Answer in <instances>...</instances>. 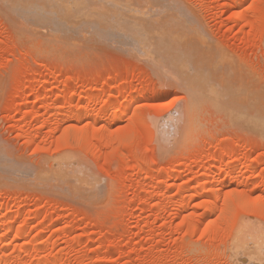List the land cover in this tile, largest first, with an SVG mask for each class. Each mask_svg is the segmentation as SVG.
<instances>
[{
	"label": "rangeland",
	"instance_id": "rangeland-1",
	"mask_svg": "<svg viewBox=\"0 0 264 264\" xmlns=\"http://www.w3.org/2000/svg\"><path fill=\"white\" fill-rule=\"evenodd\" d=\"M10 1L0 264H237L241 242L264 257V0H67L60 17L44 0L53 19Z\"/></svg>",
	"mask_w": 264,
	"mask_h": 264
},
{
	"label": "bare ground",
	"instance_id": "bare-ground-1",
	"mask_svg": "<svg viewBox=\"0 0 264 264\" xmlns=\"http://www.w3.org/2000/svg\"><path fill=\"white\" fill-rule=\"evenodd\" d=\"M18 1V3H22V1L23 2H25L26 3V5H25V3L24 4H22V5H25L27 8H29V9H27L30 13H32V16L33 15H35V17H37V16H40V18H42V16H44V18H49V17H51L52 19H53V17H52V15H51V13H52V7H50V5L48 4L47 6H44V5H46L47 3H45V1L42 3V2H38V1H41V0H22V1H20V0H17ZM17 1H15V2H17ZM240 1L241 0H232V4H234V5H237V4H239L240 3ZM11 3H13L14 2V0H13V2H12V0L10 1ZM14 2V3H15ZM77 2V1H76ZM75 2V3H76ZM239 2V3H238ZM17 3V4H18ZM20 3V4H21ZM29 3V4H28ZM55 3V6H58L57 8L59 9V11L57 10V12L59 13V17L61 16V14L63 13V15H64V13H65V15H67V11H66V8L68 7L67 6V4L69 5V3H67V0H60V1H55L54 2ZM74 3V2H73ZM76 4H78V2L76 3ZM74 5V4H73ZM233 5V6H234ZM65 6H66V8H65ZM70 6H71V4H70ZM239 6V5H238ZM25 7V8H26ZM33 7H35V8H37V10H33L32 8ZM50 7V8H49ZM236 7V6H235ZM62 8L64 9L65 8V11L63 12V10H62ZM71 8H72V6H71ZM75 8V7H74ZM233 8V7H232ZM43 12V13H42ZM60 12H62L61 14H60ZM57 13V14H58ZM37 15V16H36ZM62 15V16H63ZM58 16H56V18L58 17ZM67 17V16H66ZM66 17H64V19L66 18ZM63 17H61V19L59 18V20H61V21H63V25H67V22H65V20L64 19H62ZM66 20H67V18H66ZM157 21V20H156ZM155 21V22H156ZM154 22V21H153ZM152 22V23H153ZM65 23V24H64ZM157 23V22H156ZM160 24V23H159ZM159 24H157V25H159ZM65 25V26H66ZM135 25V24H134ZM141 25V24H140ZM149 25V24H148ZM148 25H146V26H148ZM154 25H155V23L153 24V26L152 27H154ZM164 25V24H163ZM163 25H162V28H163ZM138 26V25H137ZM137 26H135L134 28V30L136 31V34H140V36L142 35V36H147L150 32L151 33H153L155 30L153 29V28H151V27H149L148 26V29L147 30H145L144 28L146 27L145 25V27L144 28H139V26L137 27ZM151 26V25H150ZM137 27V28H136ZM172 28V27H171ZM155 29H157V26H156V28ZM160 29H161V27H160ZM165 29V28H164ZM158 31H160L159 30V28H158ZM158 31H155V32H158ZM160 32H162V30L160 31ZM172 32V31H171ZM176 32V31H175ZM169 33V32H168ZM169 34H171V33H169ZM150 35H152V34H150ZM154 35V34H153ZM152 35V36H153ZM157 35V34H156ZM162 35H166L165 33H163ZM159 36H161L160 34H159ZM159 36H157V37H159ZM137 37H138V35H137ZM156 37V38H157ZM162 37V36H161ZM165 37V36H164ZM163 38V37H162ZM162 38H160V39H162ZM168 38V37H167ZM140 39V38H139ZM152 39H154V37L152 38ZM150 40V42H153V40ZM166 39V38H165ZM155 40V39H154ZM136 41V40H135ZM149 41V40H148ZM163 42H165L164 40H162ZM137 42V41H136ZM135 42V43H136ZM145 42V41H144ZM161 42V41H160ZM159 42V43H160ZM140 43V45H141V42H139ZM142 44H143V41H142ZM155 44H157V42L155 43ZM155 44L153 43V45H152V49L153 48H155V47H159V45H161L162 44V48H163V43H160V44H157L156 46H155ZM166 44V43H165ZM164 44V45H165ZM137 45V44H136ZM146 45V44H145ZM139 46V45H138ZM142 46V45H141ZM144 46V45H143ZM151 46V45H150ZM140 47V46H139ZM145 47V46H144ZM148 47V46H147ZM149 48V47H148ZM160 48H161V46H160ZM158 49V48H157ZM154 50V49H153ZM178 71H179V69H177ZM177 71V72H178ZM93 90H96V91H98V90H100V88L99 87H96V88H94ZM112 97V96H111ZM240 97V96H239ZM242 98V97H241ZM111 99H113V98H111ZM244 99H245V97H244ZM244 99H241V100H244ZM107 100V99H106ZM244 102H245V104H246V101H243V105L241 104V102H239L238 101V103H237V101H236V103L238 104H236V105H234V106H231L232 108H233V111L235 112L236 111V114L238 113L237 111H239V115L242 117V119H244V118H246L247 119V117H248V111H250V109L249 108H247L246 109V107H245V105H244ZM251 102H253V101H250L249 103H248V105L250 104V106H252V105H254V106H252V107H254L255 108V105H258V104H254V102H253V104H251ZM257 103V102H256ZM240 104V105H239ZM129 105H130V103H126V104H124L123 105V108H122V110L120 111V113L121 114H124L125 112H127V109H128V107H129ZM247 105V104H246ZM131 106V105H130ZM242 106H243V109H242ZM236 107V109H234ZM257 107V106H256ZM245 108V109H244ZM229 113V112H228ZM249 113H251V112H249ZM233 114V113H232ZM254 114V115H253ZM84 115H85V112H83V111H81V112H79V118H82V117H84ZM258 115V114H257ZM236 116V115H235ZM239 116V117H240ZM250 116V115H249ZM251 116H252V118L254 119V118H256V113H253L252 112V114H251ZM251 116H250V118H251ZM255 116V117H254ZM240 117V118H241ZM244 117V118H243ZM245 119L244 121H245V123H249V122H251L252 120L251 119ZM238 119V118H237ZM241 119V120H242ZM257 119V118H256ZM256 119H254L253 121H256ZM259 119V118H258ZM257 119V120H258ZM250 120V121H249ZM243 121V120H242ZM246 121H248V122H246ZM162 135H167V133L165 132V134H164V131H163V134ZM164 136H163V139H164ZM80 141H81V143L84 145V147H89V148H91V150L92 151H96V148H95V146L92 144V141L89 139V138H86L85 136H82L81 137V139H80ZM68 163V162H67ZM68 167V166H67ZM211 167V166H210ZM213 167V166H212ZM65 169V168H64ZM68 171V170H67ZM76 174V173H75ZM87 174V173H86ZM203 175V174H202ZM202 175H200L199 174V177L201 176L202 177ZM76 176V175H75ZM79 176V175H78ZM211 178V177H210ZM226 179H228V181L229 180H232V179H234L233 178V175L230 173V174H228V177L226 178ZM207 180V179H206ZM204 184H205V182H204ZM203 184V185H204ZM201 185V184H200ZM202 187H204V186H202ZM203 190H202V193H204L205 191H206V187H204V188H202ZM209 191V190H208ZM208 191H206V192H208ZM236 195L238 196V197H240V195H239V192L238 191H236ZM244 201V200H243ZM250 201V200H249ZM209 202V201H208ZM242 202V201H241ZM252 202V201H251ZM242 204V203H241ZM244 204H246V202L244 203ZM250 204V203H249ZM208 205V204H207ZM247 205H248V203H247ZM257 205V204H256ZM248 206H251V204L250 205H248ZM253 206V205H252ZM251 206V207H252ZM258 206V205H257ZM262 206V205H261ZM215 207V206H214ZM260 207V206H259ZM210 208V207H209ZM231 208V207H230ZM234 208V207H233ZM249 208V207H248ZM254 208V207H253ZM258 208V207H257ZM212 209H213V206H212ZM232 209V208H231ZM256 209V208H255ZM261 209V208H260ZM226 210V209H225ZM253 210V209H252ZM212 212H214L215 210L213 209V210H211ZM229 212V211H228ZM227 212V213H228ZM226 213V214H227ZM228 214H230V213H228ZM232 214V213H231ZM9 223V222H8ZM188 223H189V221H188ZM7 224V223H6ZM9 227H11V225H8ZM8 227V228H9ZM192 227V226H191ZM10 231V230H9ZM9 233V232H8ZM20 233V232H19ZM23 234V233H22ZM8 235H10V234H8ZM8 235H4L6 238H7V236ZM15 237V236H14ZM19 237V236H18ZM9 238V237H8ZM33 242H35V241H33ZM242 243V242H241ZM241 243H237L236 245H235V251H232L231 253L233 254V255H231V257H234L235 258V260L236 261H234L235 263H237V264H263L264 263V257H263V255H261L260 254V252L259 251H255V252H252V250H250L251 251V253H253V254H251L250 252H247V251H249V248H247L248 250H246V253H244L245 251L243 250L242 251V247H243V245L244 244H241ZM251 243V242H250ZM254 243V244H253ZM258 242H256L255 243V241L254 242H252L251 243V245H256L257 246V249L259 248L261 251H262V249L264 250V247L262 246L263 245V243H259V244H257ZM5 244H7V242L5 243ZM249 244V243H248ZM260 244H262L261 246H260ZM246 245V244H245ZM245 245H244V247H243V249H245L246 247H245ZM258 245L260 246V247H258ZM3 246H4V244H3ZM261 247H263L262 249H261ZM251 249V248H250ZM264 252V251H263ZM248 254H249V256H248ZM251 254V255H250ZM4 258V257H3ZM233 258V259H234Z\"/></svg>",
	"mask_w": 264,
	"mask_h": 264
}]
</instances>
